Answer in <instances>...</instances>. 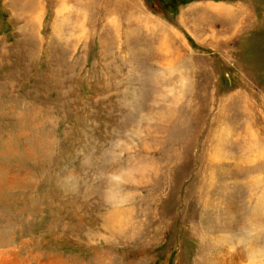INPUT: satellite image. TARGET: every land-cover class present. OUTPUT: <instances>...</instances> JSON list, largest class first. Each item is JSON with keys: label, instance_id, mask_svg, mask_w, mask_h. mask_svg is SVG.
Returning <instances> with one entry per match:
<instances>
[{"label": "rangeland", "instance_id": "374dc122", "mask_svg": "<svg viewBox=\"0 0 264 264\" xmlns=\"http://www.w3.org/2000/svg\"><path fill=\"white\" fill-rule=\"evenodd\" d=\"M256 144L264 0H0V264H261Z\"/></svg>", "mask_w": 264, "mask_h": 264}, {"label": "bare ground", "instance_id": "6f19581e", "mask_svg": "<svg viewBox=\"0 0 264 264\" xmlns=\"http://www.w3.org/2000/svg\"><path fill=\"white\" fill-rule=\"evenodd\" d=\"M78 1V0H77ZM227 12V11H226ZM231 14V13H230ZM36 15V14H35ZM147 20V19H146ZM40 22V21H39ZM259 144H256L255 145V148H256V151H257V155H259V156H262V158H264V147H263V145H261V146H258ZM256 210H258L259 208H263L264 209V199L262 200V202L260 203H258V205H256ZM259 251V252H258ZM251 256H253V257H259V260H260V257H261V259H262V263L261 264H264V251H261V250H257V253H252L251 252ZM59 259V258H58ZM2 261V260H1ZM58 263H60L61 262V260H58L57 261ZM261 262V261H260Z\"/></svg>", "mask_w": 264, "mask_h": 264}]
</instances>
